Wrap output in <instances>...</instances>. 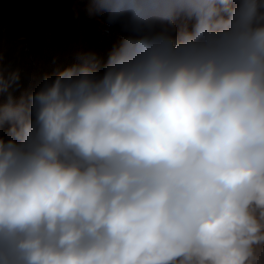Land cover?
I'll use <instances>...</instances> for the list:
<instances>
[{
  "label": "rangeland",
  "instance_id": "obj_1",
  "mask_svg": "<svg viewBox=\"0 0 264 264\" xmlns=\"http://www.w3.org/2000/svg\"><path fill=\"white\" fill-rule=\"evenodd\" d=\"M145 5L0 41V264H264V0Z\"/></svg>",
  "mask_w": 264,
  "mask_h": 264
},
{
  "label": "trees",
  "instance_id": "obj_2",
  "mask_svg": "<svg viewBox=\"0 0 264 264\" xmlns=\"http://www.w3.org/2000/svg\"><path fill=\"white\" fill-rule=\"evenodd\" d=\"M145 4L146 0H0V41L20 42L18 53L21 55L58 63L63 61L60 58H64V52L74 51L81 37L85 51L94 52L100 44L107 51H113L118 42L106 41L102 35L99 38L101 33L89 23V18L110 16V12L116 18H123V13L131 18L129 16L142 13L136 8L146 7ZM127 20L131 25L140 23L132 18ZM103 42L106 43L103 45ZM79 98L81 100L82 96ZM39 117H44L42 111ZM8 133L10 130L5 129L3 136ZM14 136L24 134L14 130ZM22 146L20 143L19 147Z\"/></svg>",
  "mask_w": 264,
  "mask_h": 264
}]
</instances>
